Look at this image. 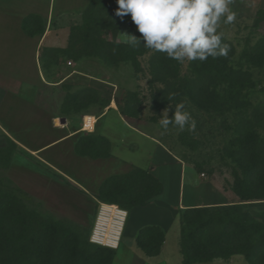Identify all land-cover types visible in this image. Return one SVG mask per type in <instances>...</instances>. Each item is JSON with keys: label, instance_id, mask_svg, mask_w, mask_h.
<instances>
[{"label": "rangeland", "instance_id": "rangeland-1", "mask_svg": "<svg viewBox=\"0 0 264 264\" xmlns=\"http://www.w3.org/2000/svg\"><path fill=\"white\" fill-rule=\"evenodd\" d=\"M88 2L55 0V10L68 8L69 13L56 21L45 41L43 68L52 80L74 73L57 91L41 92L36 103L54 116L64 114L56 107L59 101L71 98L68 109L72 110L78 97L79 111L68 114L69 130L78 134L73 143L67 141L48 148L57 138L47 129L45 134L27 136L29 141L24 142L29 147L18 144L10 167L6 156L0 158V204L8 208L0 228L4 220L20 227L29 243L44 229L59 227L95 249L102 245L89 241L90 231L101 204H108L98 198L102 186L106 187L105 196L124 204L131 201L132 195L147 197L156 192L157 185L144 176L141 182L131 184L122 179L137 168L154 176L151 169L133 164L115 168L117 161L107 157L111 145L100 132L101 118L112 103L125 113L122 115L131 126L163 143L188 171L198 174L202 182L222 195V200L242 205L255 221L264 225V200L243 202L233 190L237 178L246 190L247 173L264 172V0H235L230 6L235 22L227 25L222 21L219 29L223 40L233 45L234 54L209 57L197 65L180 63L166 55L156 59L152 51L138 54L133 61L122 47L128 44L122 34L136 37L138 33L131 17L121 21L115 16L117 0H96L91 12L83 16ZM42 27V21L33 20L28 30L39 36ZM104 57L110 61H104ZM1 61L0 55V68ZM180 103L186 105L184 111L195 120V132H179L170 125L165 133L159 120L166 109L172 119ZM85 116L97 119L93 133L83 131ZM14 132L13 137H25L21 125H16ZM78 143L83 155L76 152ZM173 187V196L166 195L175 202L179 198L175 180ZM251 187L260 186L252 182ZM210 188L203 187L199 192L186 188L185 198L194 194L200 200H217L219 196ZM166 212L154 206L142 209L141 214L131 215L126 210L120 244L111 264H264V259L250 262L246 255L221 254H213L206 261L183 262L181 212L169 227L167 245L154 256L160 242L150 235L157 232H151L138 244V226L143 220L166 222ZM8 263H12L11 259Z\"/></svg>", "mask_w": 264, "mask_h": 264}, {"label": "crops", "instance_id": "crops-1", "mask_svg": "<svg viewBox=\"0 0 264 264\" xmlns=\"http://www.w3.org/2000/svg\"><path fill=\"white\" fill-rule=\"evenodd\" d=\"M48 1L47 5V0H0V55L3 67L0 68V131H2L1 134L7 135L24 147H29L24 141H29L30 135L45 134L47 129L55 134V139L57 138L55 144H51L48 148L67 141L73 143L74 137L78 134L77 131L69 130L71 120L68 116H63L64 114L49 116L47 110L36 105L41 92L57 91V88L72 78L74 73L71 72L57 80H52L45 74L42 64L45 41L56 21L69 13L68 8L55 10V0ZM30 16H38L44 20V32L39 36L32 37L24 30V18ZM62 105L61 100L56 106L58 110H62ZM85 117L95 118L94 130L87 131L82 127L83 131L93 133L97 126V119L95 116ZM101 120L100 132L111 145L107 157L117 161L115 168L124 164L140 165L144 169H151L150 172L163 185V193L159 197L146 206L136 207L131 211V215H134L137 212L140 213L142 209L153 206L167 211L166 222L161 219L154 222L143 220L137 230L138 233L146 226L161 227L166 234L162 251L167 245L169 227L174 224L178 212L234 203L226 198L222 200V195L214 192L206 182H202L198 174L188 171L177 156L159 140L131 126L114 103L103 114ZM16 125H21L25 137H13L12 133H15ZM140 154L143 155L142 158ZM174 180L178 183L179 198L172 202L169 197L173 196ZM203 187L210 188L219 198L200 200L194 194L185 198L186 188L199 192ZM182 190L183 194H181ZM166 194H169V197Z\"/></svg>", "mask_w": 264, "mask_h": 264}, {"label": "trees", "instance_id": "trees-1", "mask_svg": "<svg viewBox=\"0 0 264 264\" xmlns=\"http://www.w3.org/2000/svg\"><path fill=\"white\" fill-rule=\"evenodd\" d=\"M95 1L89 0L82 12L83 16H87L91 12V7H93ZM33 20L44 23L41 17H27L24 20V30L31 36L34 34L29 32L28 27H30ZM43 32L44 28L42 27L41 34ZM136 38L141 39L139 33H137ZM222 44H226L229 48L227 57L232 56L234 54L233 45L226 40H222ZM122 47L127 57L133 61L137 59L138 54L151 51L145 48L143 44H140L138 47L126 44ZM154 57L156 59L157 57H165V54L155 53ZM155 58L153 60L156 61ZM104 61L108 62L110 59L104 57ZM201 63L200 61H195L196 65ZM70 99L66 98L62 105V111L67 116L71 112L79 111L77 104L79 98L74 99L75 107L72 110L68 109V106L72 102ZM121 113L125 115V113ZM18 149L19 146L15 141L5 134L0 135V158L7 157V167H10L12 158ZM76 152L83 155L80 143L76 145ZM260 173L256 170L247 173L248 175L244 178L248 186L246 190L243 188L240 179H236L233 190L243 202L253 198L264 200V172ZM143 176L157 185L155 193L147 197L133 196L130 193L132 195L131 201L128 204H124L119 203L112 196H105L104 191L106 187L104 185L99 190L98 198L109 205H118L122 209H125L124 211H129V213L136 207H144L163 193V185L154 176L139 168L134 173L123 176L122 179L126 183L131 184L130 182H141L140 179ZM252 182L259 183L260 187H251ZM241 206L232 203L181 211L180 231L183 262L187 263V261L194 260L206 261L213 254L246 255L250 262H259L264 259V225L255 221L248 214V211ZM7 212L8 208L6 204H0V220L6 217ZM49 223L52 224V222ZM211 225L212 228L209 230ZM91 232L92 230L90 231V236ZM151 232H157V234H151L150 238L158 237L160 242L159 247L153 252L154 256H158L166 241V234L161 227L152 225L141 228L137 233L136 240L139 244V241ZM27 237V235H23V230L20 227L14 224L9 225L6 220L2 221L0 228V264H10L8 263L9 259L12 261L11 264H111L116 255V249L105 246L94 249L89 242H84L79 236L65 232V229H59V227L52 228V230L48 228L44 229L43 232L31 239L29 243L26 241Z\"/></svg>", "mask_w": 264, "mask_h": 264}, {"label": "clouds", "instance_id": "clouds-1", "mask_svg": "<svg viewBox=\"0 0 264 264\" xmlns=\"http://www.w3.org/2000/svg\"><path fill=\"white\" fill-rule=\"evenodd\" d=\"M235 0H117L115 16L121 21L130 16L141 39L122 34L125 42L154 53L165 54L180 63L206 62L209 57H227L229 48L222 44L221 22L231 25L236 20L231 5ZM173 97H169L172 99ZM180 103L169 119V109L163 113L159 126L166 133L169 126L179 132H195L196 122ZM163 134V133H162Z\"/></svg>", "mask_w": 264, "mask_h": 264}, {"label": "bare ground", "instance_id": "bare-ground-1", "mask_svg": "<svg viewBox=\"0 0 264 264\" xmlns=\"http://www.w3.org/2000/svg\"><path fill=\"white\" fill-rule=\"evenodd\" d=\"M126 222V211L116 205L101 204L95 221V238L104 246L117 248Z\"/></svg>", "mask_w": 264, "mask_h": 264}, {"label": "built area", "instance_id": "built-area-1", "mask_svg": "<svg viewBox=\"0 0 264 264\" xmlns=\"http://www.w3.org/2000/svg\"><path fill=\"white\" fill-rule=\"evenodd\" d=\"M95 125H96V120H95V118H93V117H85V118H84V121H83V128H84L85 130H87V131L94 130ZM94 225H95V224H94ZM95 232H96V231H95V226H94V228L92 229V232H91L90 241H91L92 243H94V244L101 245V244L97 241L98 239L95 238ZM102 246H104V245H102ZM105 247L112 248V247H110V246H105ZM117 248H118V246H117ZM117 248H113V249H117Z\"/></svg>", "mask_w": 264, "mask_h": 264}]
</instances>
